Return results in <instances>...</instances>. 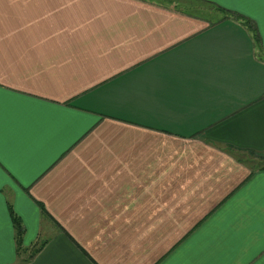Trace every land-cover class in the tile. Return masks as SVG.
I'll return each instance as SVG.
<instances>
[{
    "label": "crops",
    "instance_id": "0c3cea01",
    "mask_svg": "<svg viewBox=\"0 0 264 264\" xmlns=\"http://www.w3.org/2000/svg\"><path fill=\"white\" fill-rule=\"evenodd\" d=\"M0 97V264H264L262 0H0Z\"/></svg>",
    "mask_w": 264,
    "mask_h": 264
},
{
    "label": "trees",
    "instance_id": "16d2710c",
    "mask_svg": "<svg viewBox=\"0 0 264 264\" xmlns=\"http://www.w3.org/2000/svg\"><path fill=\"white\" fill-rule=\"evenodd\" d=\"M254 158L264 160V155L261 158H257V157H254ZM257 169H264V164H263V166H260ZM11 218H12V222L14 224L15 235H16V252L18 254H20L22 251V243H21L22 242V235H23L22 226H21L20 221L16 217H14L12 214H11ZM39 249H41V246L38 248L31 249V256L30 257H33L35 254H37L39 252Z\"/></svg>",
    "mask_w": 264,
    "mask_h": 264
},
{
    "label": "rangeland",
    "instance_id": "374dc122",
    "mask_svg": "<svg viewBox=\"0 0 264 264\" xmlns=\"http://www.w3.org/2000/svg\"><path fill=\"white\" fill-rule=\"evenodd\" d=\"M240 157H242L241 159L244 160V162H246L248 164V166H250L251 168H258L260 166H263L264 164V160L261 159H255L252 155H248V154H242L240 155ZM31 253V251H30Z\"/></svg>",
    "mask_w": 264,
    "mask_h": 264
},
{
    "label": "snow or ice",
    "instance_id": "6c2138e0",
    "mask_svg": "<svg viewBox=\"0 0 264 264\" xmlns=\"http://www.w3.org/2000/svg\"><path fill=\"white\" fill-rule=\"evenodd\" d=\"M264 2V0H262ZM0 119H2V97H0Z\"/></svg>",
    "mask_w": 264,
    "mask_h": 264
}]
</instances>
